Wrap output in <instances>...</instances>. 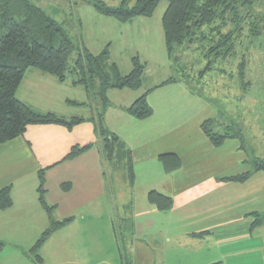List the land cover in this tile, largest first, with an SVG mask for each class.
Wrapping results in <instances>:
<instances>
[{
	"label": "crops",
	"instance_id": "obj_1",
	"mask_svg": "<svg viewBox=\"0 0 264 264\" xmlns=\"http://www.w3.org/2000/svg\"><path fill=\"white\" fill-rule=\"evenodd\" d=\"M106 17L115 21L108 26L119 25L122 34L129 24L146 23L152 16L125 22ZM159 25V42L167 51L161 17ZM105 42L101 52L110 54L112 43ZM163 82L142 92L111 88L104 105L73 75L60 80L37 68L26 71L16 93L19 100L39 113L85 121L72 129L32 124L22 135L0 144V191L11 187L13 199L10 207L0 208V240L5 243L0 264H53L50 249L54 253L58 248L53 240L62 244L54 264H125L115 228L128 219L137 236H131V243L122 237L139 262L264 264V230H252L250 216L264 212V172L253 169L235 139L221 147L207 139L201 128L213 116L207 98L180 79L157 87ZM144 94L153 113L139 119L128 108ZM101 115L123 142V151L113 160L106 157L103 137L96 129ZM87 145L88 149L68 157L75 146ZM165 155L177 156L181 166L168 173ZM42 171L53 217L71 220L33 252L51 223L39 200ZM249 172L243 182L226 179ZM150 191L172 197V208L159 210L149 201ZM104 229L107 239L115 238L119 257L114 263L102 252L111 242H102ZM36 253L42 261L36 260Z\"/></svg>",
	"mask_w": 264,
	"mask_h": 264
},
{
	"label": "trees",
	"instance_id": "obj_2",
	"mask_svg": "<svg viewBox=\"0 0 264 264\" xmlns=\"http://www.w3.org/2000/svg\"><path fill=\"white\" fill-rule=\"evenodd\" d=\"M83 1L92 2L102 15L113 16L125 22L133 17L152 16L163 0H123L118 7L108 6L102 0ZM166 1L168 5L162 16V26L169 57L172 58L177 46L188 41L196 42L198 49L204 47L206 56L212 57L213 62H222L239 56L243 51H237L238 44L243 41L240 38L244 36L245 31L241 24L239 9L244 5L253 6L256 2L262 4L263 0ZM260 22V26H251L249 29L251 35H258L264 31V13ZM241 55L242 61L238 65L240 70L244 68L246 60L245 52ZM133 65L129 74L122 75L115 62L110 64L108 50L99 54L92 53L83 44L75 41L56 20L31 0H0V144L22 135L32 124H60L72 129L73 126L85 121L82 117L67 120L53 113H39L19 100L16 95L17 89L29 68L53 74L60 80L73 75L75 82L84 85L87 91H90L89 84L92 79L97 78L100 80V91L96 94L101 97L103 104L107 105V92L111 88L119 90L142 88L145 64L136 56L133 58ZM206 67L211 68V64ZM241 72L240 75L243 77L244 73ZM178 80L171 77L157 87ZM147 95H142L128 108L136 118L145 119L153 113ZM103 120L101 115L96 129L103 137L106 157L113 160L123 151V142L105 126ZM203 127L215 146L239 135V130L235 131L232 126H228L224 131L207 128L205 124ZM89 147L75 146L68 157H75ZM162 160L168 173L181 166V161L175 155H165ZM254 169L255 171L264 169V163L256 161ZM250 173L226 179L245 181ZM39 180V200L49 213L51 223L33 247V252H38L49 235L71 220V218L57 220L53 217L54 206L45 199L44 171L40 172ZM68 186L69 184H65V189ZM148 197L159 210H169L173 205L172 197L158 191H150ZM12 204L11 187L8 186L0 191V208L5 209ZM250 216L252 230L264 226V212H254ZM128 220H125V223L128 222L133 229V221ZM4 248L5 243L0 240V254ZM34 256L38 262L42 261L39 254L36 253Z\"/></svg>",
	"mask_w": 264,
	"mask_h": 264
},
{
	"label": "rangeland",
	"instance_id": "obj_3",
	"mask_svg": "<svg viewBox=\"0 0 264 264\" xmlns=\"http://www.w3.org/2000/svg\"><path fill=\"white\" fill-rule=\"evenodd\" d=\"M102 1L108 6L118 7L123 0ZM31 2L42 8L75 41L83 44L94 54L101 53L105 41H111L110 64L115 62L123 74L133 69V58L136 57V53L140 61L145 64L143 86L138 92L147 90L162 81L165 82L171 77L184 81L207 98L209 101L207 104L213 109V116L205 120L201 126L211 144L214 147H221L235 139L240 143V148L247 152L254 166L256 161L264 163V31L258 35H251L249 30L253 25H261L264 0L262 4L256 2L253 6L244 5L239 9L241 24L245 31L244 36L240 38L243 41L238 44L237 51L243 50L241 53L245 52L246 59L244 68L241 70L238 65L242 61L243 54L231 57L229 61L225 59L222 62H213L212 57L206 56V49L204 47L198 49L196 42L191 44L187 41L177 46L172 58H169L164 42L161 40L159 42L158 33L159 28L162 30L159 20L160 17L162 20L167 8L166 0L159 4L146 23L129 24L125 30H122V34L119 25L108 26L115 24V21H109L105 15L99 13L92 2L83 0H31ZM146 60L148 62H145ZM209 64L211 68L207 69L206 66ZM241 71L244 73L243 77L240 75ZM89 86V92L97 96L96 93L100 91V80L92 79ZM84 112L87 115L88 109L85 108ZM204 124L207 128L221 131L232 126L235 131L239 130V135L215 146L205 132ZM259 171L264 172V169ZM259 227L264 230V226ZM259 227L255 230L257 233ZM109 231L108 233L111 234ZM115 233L119 237L120 247L126 258L125 264H146L139 262L138 257L135 259L134 252L130 253L128 243L132 242L131 236L133 238L137 236L135 229L133 230L128 222H119L116 224ZM101 235L104 244L106 240H111L110 245H107V249L103 247L102 252H107V259H111L113 263L116 262L119 252H117L115 238L107 239L105 229L101 231ZM120 235L129 238L127 245L124 244L125 240ZM53 242L58 245L54 253L50 249V260H53L54 264L56 261L54 258L60 256L62 244L61 240H53ZM154 253L156 254V250ZM147 264L151 262L148 261Z\"/></svg>",
	"mask_w": 264,
	"mask_h": 264
}]
</instances>
